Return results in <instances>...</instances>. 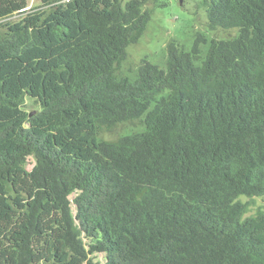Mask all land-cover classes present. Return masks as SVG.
<instances>
[{"label": "trees", "instance_id": "trees-1", "mask_svg": "<svg viewBox=\"0 0 264 264\" xmlns=\"http://www.w3.org/2000/svg\"><path fill=\"white\" fill-rule=\"evenodd\" d=\"M157 3L54 0L0 24V264H264V209L245 217L264 197V0L199 1L236 35L204 58L201 34L172 38L166 69L121 76ZM122 126L144 129L100 137Z\"/></svg>", "mask_w": 264, "mask_h": 264}, {"label": "rangeland", "instance_id": "rangeland-1", "mask_svg": "<svg viewBox=\"0 0 264 264\" xmlns=\"http://www.w3.org/2000/svg\"><path fill=\"white\" fill-rule=\"evenodd\" d=\"M53 1L0 0V24L9 19L18 18L19 14L25 10ZM126 1L128 0H122L123 3ZM199 1L201 0H158L156 6H146L152 12L151 21L139 42L127 48L129 57L121 66L120 75L134 79L137 74V65L143 59L161 69H166V44L172 38L178 40L186 51H190L197 34H201L206 39V43L199 46L201 56L204 58L212 38L229 39L236 35L235 31H210L206 26L204 10L196 6ZM37 109L38 107L32 100L26 99L25 110L27 112ZM143 129L141 126H122L115 132L105 133L100 137L107 141H114L122 135ZM30 162L32 163L31 159ZM240 201L246 203L248 199L241 197ZM258 209H264V197L254 198L250 201L245 217L254 215ZM95 256L99 262H104L103 254Z\"/></svg>", "mask_w": 264, "mask_h": 264}, {"label": "water", "instance_id": "water-1", "mask_svg": "<svg viewBox=\"0 0 264 264\" xmlns=\"http://www.w3.org/2000/svg\"><path fill=\"white\" fill-rule=\"evenodd\" d=\"M33 114V112L31 113V115Z\"/></svg>", "mask_w": 264, "mask_h": 264}]
</instances>
